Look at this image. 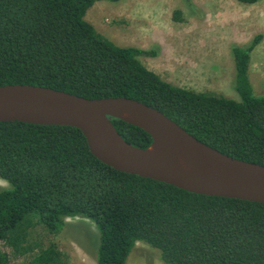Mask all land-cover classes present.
<instances>
[{"label":"trees","instance_id":"1","mask_svg":"<svg viewBox=\"0 0 264 264\" xmlns=\"http://www.w3.org/2000/svg\"><path fill=\"white\" fill-rule=\"evenodd\" d=\"M101 1L124 0H0V86L131 98L206 145L264 166V95L255 94L249 78L262 36L232 47L240 97L234 102L165 82L139 62L156 56L154 50L118 46L99 34L85 17ZM113 124L128 143L151 145L139 127L118 119ZM0 179L8 184L0 189V264L26 256L27 264H66L35 229L56 235L76 217L98 229L97 264H126L139 242L159 250L164 264H264V204L119 172L95 158L73 127L0 122Z\"/></svg>","mask_w":264,"mask_h":264},{"label":"rangeland","instance_id":"2","mask_svg":"<svg viewBox=\"0 0 264 264\" xmlns=\"http://www.w3.org/2000/svg\"><path fill=\"white\" fill-rule=\"evenodd\" d=\"M193 3L194 8L184 0L101 1L89 9L85 19L118 46L154 50L156 56L139 57V62L165 82L234 102H240V97L235 89L232 47L248 46L261 35V43L251 54L249 78L255 94L264 95V0L255 5L236 0ZM7 187L0 179V189ZM66 222L56 235L35 230L46 245L53 243L66 256V264H97L92 255L100 240L95 223L80 217ZM29 257H13L11 264H27ZM126 264L164 262L159 250L139 242Z\"/></svg>","mask_w":264,"mask_h":264},{"label":"water","instance_id":"3","mask_svg":"<svg viewBox=\"0 0 264 264\" xmlns=\"http://www.w3.org/2000/svg\"><path fill=\"white\" fill-rule=\"evenodd\" d=\"M144 130L147 148L128 143L113 120ZM69 126L113 169L190 193L264 204V166L199 141L161 111L125 97L89 99L32 85L0 86V122Z\"/></svg>","mask_w":264,"mask_h":264}]
</instances>
